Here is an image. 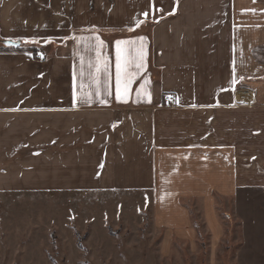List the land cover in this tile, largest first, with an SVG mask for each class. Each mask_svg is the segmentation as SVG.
<instances>
[{"label":"crops","instance_id":"1","mask_svg":"<svg viewBox=\"0 0 264 264\" xmlns=\"http://www.w3.org/2000/svg\"><path fill=\"white\" fill-rule=\"evenodd\" d=\"M116 41L134 42L120 99ZM263 191L264 0H0V230L23 198L137 196L162 258L196 253L201 224L218 264V198ZM255 211L241 224L257 248ZM243 258L264 264V249Z\"/></svg>","mask_w":264,"mask_h":264},{"label":"rangeland","instance_id":"2","mask_svg":"<svg viewBox=\"0 0 264 264\" xmlns=\"http://www.w3.org/2000/svg\"><path fill=\"white\" fill-rule=\"evenodd\" d=\"M31 43L20 44L26 48L24 45ZM2 44L5 45L4 41ZM49 48L45 44L38 50L50 52ZM34 55L41 56L37 51ZM218 199L226 224L218 264H236L240 255L247 260L255 258L264 245L247 246L250 239L255 241V231L244 228L241 223L262 217L255 207L264 208V191L229 200ZM188 202L190 208L196 207L193 204L199 205L198 200ZM149 205L148 198L137 196L51 192L47 197L23 198L19 206L9 208L7 221L12 226L0 230V264H208V234L201 224L197 229L196 253L191 254L188 245L179 244V253L170 259L162 258L158 251L160 233L151 225ZM195 214L198 215L196 211Z\"/></svg>","mask_w":264,"mask_h":264},{"label":"snow or ice","instance_id":"3","mask_svg":"<svg viewBox=\"0 0 264 264\" xmlns=\"http://www.w3.org/2000/svg\"><path fill=\"white\" fill-rule=\"evenodd\" d=\"M145 15H147V13H145ZM134 23L139 24L140 21L137 20V21H134ZM132 43H134V42H132V41H116V45H117V86H118L117 99H120V96H119V84H120V72H121V48H120V45L121 44H132ZM140 56H141V61H142V59H143L142 49L140 50ZM124 63H125V66L129 63L127 58H125ZM142 66H143L142 63L137 65L138 68L142 67ZM240 79H243V77H240ZM125 91H127V84H125Z\"/></svg>","mask_w":264,"mask_h":264},{"label":"trees","instance_id":"4","mask_svg":"<svg viewBox=\"0 0 264 264\" xmlns=\"http://www.w3.org/2000/svg\"><path fill=\"white\" fill-rule=\"evenodd\" d=\"M3 48H9L8 46H6V45H4V46H2ZM14 49H26V50H29V51H31L32 53H36V51H37V47H35V46H27L26 48H23V46L20 44V45H18V46H16V47H13ZM199 233V232H198Z\"/></svg>","mask_w":264,"mask_h":264},{"label":"water","instance_id":"5","mask_svg":"<svg viewBox=\"0 0 264 264\" xmlns=\"http://www.w3.org/2000/svg\"><path fill=\"white\" fill-rule=\"evenodd\" d=\"M4 44L8 45V46H14L15 47V46L20 45V42L19 41H13V40H5Z\"/></svg>","mask_w":264,"mask_h":264},{"label":"built area","instance_id":"6","mask_svg":"<svg viewBox=\"0 0 264 264\" xmlns=\"http://www.w3.org/2000/svg\"><path fill=\"white\" fill-rule=\"evenodd\" d=\"M164 100H165L166 102H171V101H172V99H171L169 96H168V97H165Z\"/></svg>","mask_w":264,"mask_h":264}]
</instances>
